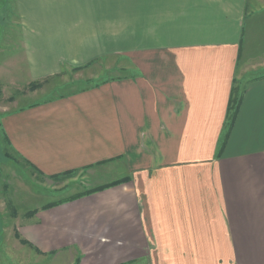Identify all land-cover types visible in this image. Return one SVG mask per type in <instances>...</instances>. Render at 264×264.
I'll use <instances>...</instances> for the list:
<instances>
[{"label":"crops","instance_id":"1","mask_svg":"<svg viewBox=\"0 0 264 264\" xmlns=\"http://www.w3.org/2000/svg\"><path fill=\"white\" fill-rule=\"evenodd\" d=\"M10 1L32 81L123 56L112 42L133 72L1 116L6 147L41 176L127 174L24 214L0 201V264L10 230L53 264H264V0Z\"/></svg>","mask_w":264,"mask_h":264},{"label":"rangeland","instance_id":"2","mask_svg":"<svg viewBox=\"0 0 264 264\" xmlns=\"http://www.w3.org/2000/svg\"><path fill=\"white\" fill-rule=\"evenodd\" d=\"M10 3V0H0V45L6 52V54L2 52V55H7V82L3 80L0 82V121L5 111L15 110L34 102H48L51 99L74 95L83 90L95 88L93 87L95 81H103L104 84L106 79L125 77L124 75H130L133 72L128 64L129 60L125 58L126 52L119 51V45L112 42L108 44L109 53H113V46H115L116 53H123V56L118 54V58H115L114 54H109L106 57L102 56L101 61L100 58L93 60L88 67H66L46 80L32 81L29 75H26V68L23 65V53L19 45L21 38L13 14L11 18H7ZM243 53L244 51L241 55L244 57ZM3 70H6V67ZM241 83L238 82L237 88L241 89ZM238 96H240L239 92ZM5 143L0 124V175L7 181V194L0 193V201L7 199L8 215L15 206H18L19 212L24 214L33 208L62 201L117 182V178L127 174L125 170L112 172L108 171L109 169L105 170L103 166L102 169L95 170L93 174L84 171L81 174L73 172L57 178H47L24 164L8 146L6 147ZM0 191L3 189L1 188ZM12 232L10 230L7 233V252H11V255L7 256H10L13 264H53L51 257L42 258L30 249H25L23 244L18 243Z\"/></svg>","mask_w":264,"mask_h":264},{"label":"trees","instance_id":"3","mask_svg":"<svg viewBox=\"0 0 264 264\" xmlns=\"http://www.w3.org/2000/svg\"><path fill=\"white\" fill-rule=\"evenodd\" d=\"M108 80L109 79H106V81H108ZM94 83H95V85L93 87H96V86H99L100 84H103V81H95ZM239 101H240V96H238V89L236 87H233L232 90H231V96L229 98V102H228V106H227L226 122H225V126H224V130L225 131L223 133L224 136L226 134H228L230 128L232 127V125L234 123V119H235V116H236V113H237ZM71 173H73V172H71ZM124 181L125 180H121V181L110 183V184H107V185H104V186H100V187H97V188H95L93 190H89V191L84 192L82 194H77V195H75L73 197H70V198L62 200V201H58V202H54V203H48L47 205H44V208H49V207H52V206H56V205H59L61 203H65V202H68V201H72V200L78 199V198L83 197L85 195H90L92 193H95V192H98V191H102V190H104L106 188L113 187V186L117 185L118 183L124 182ZM31 213L34 214L33 211ZM14 236L17 239H19L20 243H22L23 245L30 246L25 241L21 240L19 235L16 232L14 233Z\"/></svg>","mask_w":264,"mask_h":264}]
</instances>
